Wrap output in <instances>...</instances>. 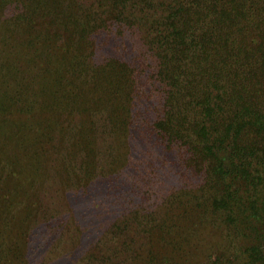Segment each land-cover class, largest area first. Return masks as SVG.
<instances>
[{
    "label": "rangeland",
    "instance_id": "obj_1",
    "mask_svg": "<svg viewBox=\"0 0 264 264\" xmlns=\"http://www.w3.org/2000/svg\"><path fill=\"white\" fill-rule=\"evenodd\" d=\"M81 2L87 7L92 0ZM15 8L0 13V25L13 39L0 30V105L7 104L10 83L21 90L28 76L25 66H17L22 74L16 80L9 72L2 56L11 51L4 44L49 33L59 18L52 12L35 15L33 29L23 35L6 23ZM139 9L133 6L126 13L137 14L139 25H108L83 47L91 68L108 58L136 57L145 65L127 117L116 102L115 122L109 108L95 109L98 99L116 93L107 85L93 86L86 71L65 87L85 94L74 110L47 102L44 111L17 105L0 121L1 134H9L0 141V264H213L220 246L223 259L235 251L237 257L247 256L238 251L244 237L230 238L211 214L204 216L206 207L199 205L204 177L194 171L187 145L170 146L161 134L158 123L169 110L167 88L157 73V57L146 45L149 11ZM54 39L66 40L61 34ZM28 91L32 97L33 90ZM231 241L237 247L229 253Z\"/></svg>",
    "mask_w": 264,
    "mask_h": 264
},
{
    "label": "trees",
    "instance_id": "obj_2",
    "mask_svg": "<svg viewBox=\"0 0 264 264\" xmlns=\"http://www.w3.org/2000/svg\"><path fill=\"white\" fill-rule=\"evenodd\" d=\"M82 3L0 0L2 16L16 7L6 23L20 28L23 35L33 29L35 15L59 14L51 32L4 44L11 51L7 57L2 56L10 63L9 72L16 80L15 75L22 74L17 66H25L28 76L23 77L24 90L10 83L7 104L0 105V111L5 110L0 121L6 112L13 114L17 105L23 111L35 106L44 111L47 102L60 109L67 104L70 111L74 110L85 94L72 93L65 87L71 84L72 76L86 71L93 86L107 85L103 87L116 93L106 101L98 99L95 109L109 108L115 122L119 117L113 110L116 102V109L127 117L145 65L136 57L132 61L108 58L105 65L91 68L83 47L108 25H137V14H126L133 6L149 11L153 31L146 45L157 57V73L167 88L169 108L158 123L161 134L170 146L177 142L187 145L194 171L202 173L199 205L206 207L204 216L209 218L211 214V221L215 219L220 227H226L230 238L244 237L238 245L243 250H237L247 256L231 253L232 247H237L231 241L226 247L231 254L223 259L218 255L223 246L218 247L213 264H231L234 260L263 264L264 0H92L89 6L81 7ZM1 26L2 33L12 41ZM59 34L66 40L59 43L54 39ZM112 73L117 76L115 82ZM113 86L116 91L111 90ZM28 89L33 90L32 97L27 96ZM66 91L71 93L58 96ZM2 130L0 126V134ZM8 136L1 134L0 141ZM250 237L260 242L251 240L249 244L246 239Z\"/></svg>",
    "mask_w": 264,
    "mask_h": 264
}]
</instances>
